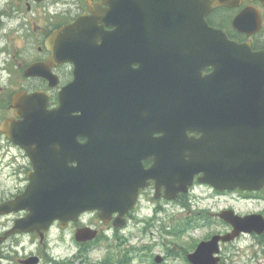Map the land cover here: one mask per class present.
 Segmentation results:
<instances>
[{
  "label": "flooded vegetation",
  "instance_id": "1",
  "mask_svg": "<svg viewBox=\"0 0 264 264\" xmlns=\"http://www.w3.org/2000/svg\"><path fill=\"white\" fill-rule=\"evenodd\" d=\"M3 1L0 204L27 189L51 184L43 178H60L64 189L72 186L73 181L76 184V177L80 184L81 169L76 174L75 168H81L84 155L91 172L98 157L106 161L108 182L119 192L129 191L137 183L143 185L137 187L134 204L123 216V228L114 225L118 213H111L105 220L94 210L80 214L64 229L54 221L52 228L61 232L86 226L96 229L98 238H112L131 222L134 226L155 223L167 208H172L174 217H183L184 222L199 226H227L218 215L227 208L239 215L255 213L264 218V207H259L264 203V184L252 191L219 190L201 182L202 173H198L186 191L177 192L169 200L160 183L164 99L169 100L171 110L168 142H194L189 148L176 150V157L187 161L199 153L216 156L220 142H254L260 145L255 172H263L264 129L243 131L237 117L230 114L234 108L226 106V97L241 89L238 77L227 68L228 64L237 65L240 52L228 50L226 43H210L203 38L195 42L193 35L194 24L200 32L205 22L252 52L263 50L261 0H224L235 5L218 6L205 14L201 7L195 11L193 5L194 1L204 0H108L106 4L99 0ZM97 3L107 9L104 22L96 23L90 11V5ZM147 12L160 18L157 27L152 28L151 23L143 26L136 41H132L135 37L130 32V14L146 16ZM86 38L87 42H82ZM35 94L42 109L34 107ZM24 111L27 119L29 113L33 119L34 112L57 115L50 119L45 114L48 125L55 124L58 131L53 135L51 132L52 136L48 133L50 141L46 137L42 148L34 145L33 136L29 139L27 129L15 126L24 121ZM18 142H26V149ZM34 153L46 162L36 166ZM238 201H251L256 207L251 212H239L233 207ZM25 214L22 211L0 215V237L3 226ZM222 232L225 231L218 233ZM49 233L38 245L44 246ZM28 236L38 239L36 233ZM249 236L264 238V231L242 234L239 238ZM2 244L0 264L6 260ZM86 244L89 243L76 246ZM31 255L38 257L37 264L42 263L44 255L38 249L18 254L10 262L24 264L22 261Z\"/></svg>",
  "mask_w": 264,
  "mask_h": 264
},
{
  "label": "water",
  "instance_id": "2",
  "mask_svg": "<svg viewBox=\"0 0 264 264\" xmlns=\"http://www.w3.org/2000/svg\"><path fill=\"white\" fill-rule=\"evenodd\" d=\"M101 1L107 3V0ZM262 2L264 4V0H262ZM222 4L233 5L234 3L221 0H212L201 3L204 7V13L209 9ZM90 10L96 15L97 21H101L102 19L106 21V11H101L98 8V4L91 5ZM104 20L102 21L104 22ZM141 20L142 17L139 15L138 17L130 16V32L131 35L135 37V40L132 41H136V36L140 31L139 27ZM235 20L234 25L236 26ZM203 28L205 39L208 37L210 42L231 44L230 49H243L242 46L229 41L221 31L213 30L205 23L203 24ZM96 31L97 29H94L95 34ZM82 42H87V38L86 40H82ZM246 53H248V51H246ZM245 56L246 55H241V57L236 60L241 69L238 70L239 72L237 74L240 81L239 84L241 86V91L238 95L227 97L226 99L227 102H230L229 105H233V107L238 109L233 114L241 119L243 127L247 126L250 128L255 121L264 124V50L255 53L249 52L247 62L244 59ZM254 59L257 61H254ZM232 67H234V65ZM240 71L245 81L240 80ZM34 98L36 99V95ZM168 102V99L163 100V109L161 110L163 141L169 138L171 110L168 109ZM24 113V121L22 123H17L15 126L28 129L27 131L30 132V136H33L34 142L38 144L37 147L42 148V142L46 141V131H58L57 126L53 123L48 125L45 115L48 113L34 112L33 119L31 113L28 114V119L27 112L24 111ZM54 116H57L56 113L48 114V118L50 119ZM82 133L84 134V131ZM88 138H90L89 133ZM18 143L26 148V142ZM186 143L187 142H161V147L163 148L161 158V177L162 179L164 178L169 185L173 184V181L179 180L178 185L180 187L189 182L193 174L198 171H203V179L205 181H210L212 174L208 162L193 160L188 164L181 161H175V156H170V148L173 150L175 146L185 145ZM250 143L238 142L236 145L234 142L233 144L232 142H225L221 145L220 153L226 157L225 167H222L225 171L220 177L216 176L212 182H219L220 187L222 188H232L235 185H239L241 188L253 189L261 185L264 181V176H261L260 178L251 175L253 172L252 159L255 162V155L258 153L253 150L254 146L252 142ZM238 147L241 149L238 159H240L242 155L241 165L245 171V173H242L241 175L236 173L234 165V159L239 155ZM247 159L249 161H247ZM33 160L36 166L38 163L46 162L38 156V153H34ZM88 163L89 160L83 155L81 168L80 165L75 168L76 174L81 169L80 184L76 177V184L75 181H73L72 186L64 189L58 177L43 178L44 182H50L51 184L40 186V188L37 189H29L15 199L3 203L0 206V214L17 212L20 210H28V213L24 217L15 220L13 226L0 238V242L6 239L9 235L25 232H37L40 237L43 238L44 232L48 231L54 220H59V225L63 228L66 226L67 221L76 220L81 212L87 210L97 209L100 211L99 216L105 219L106 216L111 214V212L118 211L120 215H122L132 207L135 201L137 187L143 184L137 183L135 186L131 185L129 191L119 192V189H114L108 182L105 173L106 161L104 159L98 157L97 160L94 161V172H91ZM167 168L170 169L167 170ZM45 170L46 169L43 171ZM76 185L77 187H75ZM166 196L171 198L173 194H166ZM119 218L120 217L116 219L115 223L116 226L121 227L123 222L119 221ZM225 218L233 224V231L225 235H214L209 241L200 242L194 252L187 255L188 260L192 264H217L218 257H214V253L218 252L219 241H231L242 231L251 232L252 230L258 229L252 222L254 216H247L246 218L225 216ZM263 230L264 225L257 231L260 232ZM95 236V230L91 228H80L75 233V240L77 242H84L93 239ZM37 261V257H30L25 260L24 263L36 264ZM160 261L161 257H156V263H160Z\"/></svg>",
  "mask_w": 264,
  "mask_h": 264
},
{
  "label": "rangeland",
  "instance_id": "3",
  "mask_svg": "<svg viewBox=\"0 0 264 264\" xmlns=\"http://www.w3.org/2000/svg\"><path fill=\"white\" fill-rule=\"evenodd\" d=\"M4 3L5 1L1 0L0 5H4ZM233 205L234 209L239 212H251L256 207L251 201H238L234 202ZM259 207H264V203H261ZM171 214L172 208H167L166 211L161 212L158 220L153 224L146 225L144 223L134 226L131 222L127 229L121 230L118 235L125 236L122 244L128 248L134 247L136 253L126 264H150L155 255L166 256V262L163 264H187L186 254L192 251L200 240L210 237L215 232L229 229L223 225L200 228L185 227L183 233L172 235L173 233H170L172 229L183 225L184 221L182 220L183 217H174ZM2 223L4 224L5 220H2ZM5 229L7 228L3 226L2 230ZM75 229V227H71L65 232H61L58 228H51L44 240V246L38 245L39 239L34 240L28 235L11 237L2 244L5 255L3 259H6L2 264H13L10 260H15L18 254L28 253L36 249L43 252L44 258L41 264H54L53 261L55 260L71 259L78 252L74 240ZM166 229L168 232L165 231ZM117 239L119 238L115 236L105 240L101 238L96 243V247L88 254L91 263L98 264L101 259L108 255L117 257V254L125 248L119 245ZM232 241L221 244L220 264H264V238L249 236ZM31 256L34 257L35 255Z\"/></svg>",
  "mask_w": 264,
  "mask_h": 264
},
{
  "label": "trees",
  "instance_id": "4",
  "mask_svg": "<svg viewBox=\"0 0 264 264\" xmlns=\"http://www.w3.org/2000/svg\"><path fill=\"white\" fill-rule=\"evenodd\" d=\"M93 245L87 246L79 250V253L73 256L71 259H65L61 261H53L54 264H92L88 254L92 250ZM134 247L125 248L117 254V257L105 256L101 259L98 264H126L132 259V257L136 254L134 252ZM77 261V263H76Z\"/></svg>",
  "mask_w": 264,
  "mask_h": 264
}]
</instances>
